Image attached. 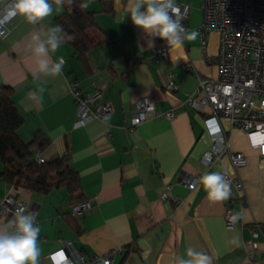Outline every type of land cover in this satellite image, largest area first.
Instances as JSON below:
<instances>
[{"label":"crops","instance_id":"crops-1","mask_svg":"<svg viewBox=\"0 0 264 264\" xmlns=\"http://www.w3.org/2000/svg\"><path fill=\"white\" fill-rule=\"evenodd\" d=\"M9 1L0 0V5ZM175 1L181 5L175 16L199 37L185 41L181 49H169L164 61H155L163 40L145 34L130 19L118 23L128 0H90L87 10L107 39L83 57L66 40L50 54L53 62L64 61L57 76L38 73L28 48L33 33L56 26L63 7L54 0V12L44 21L29 24L19 16L11 18L8 34L0 36V89L11 90L22 118L18 137L28 143L39 130L48 137L44 150H34L35 158L49 159L67 149L70 167L79 177L76 194L93 202L87 213L74 217L71 202L77 198L66 187L42 194L0 179V203L13 192L35 214L41 229L39 264H51L47 255L58 248L67 252L69 243L90 259L87 264H102L96 257L104 255L112 264H174L189 247L205 251L213 264H264V156L226 117H219L228 151L209 167L201 162L211 146L207 112L182 104V99L195 89L198 77L218 76L219 36L215 31L200 35L203 0ZM73 79L85 91L100 90L112 112L75 125L77 110L68 85ZM169 79L178 85L176 91L166 89ZM140 96H148L160 110L174 107L175 116L153 117L131 130L132 106ZM229 151L243 153L245 163L234 167ZM222 169L242 182V189L223 202L209 201L199 183L191 190L181 181ZM162 192L169 199H162ZM226 206L241 214L231 227L224 221ZM12 216L0 217V226ZM252 248L250 262L246 252Z\"/></svg>","mask_w":264,"mask_h":264},{"label":"built area","instance_id":"built-area-1","mask_svg":"<svg viewBox=\"0 0 264 264\" xmlns=\"http://www.w3.org/2000/svg\"><path fill=\"white\" fill-rule=\"evenodd\" d=\"M10 3L0 5V36L9 32L11 19H4V9ZM180 13L181 5L175 1ZM201 9L203 21L199 27L200 35L205 37L208 31H215L219 36L216 64L218 76L216 78H197V85L191 92L185 93L182 104L190 106L199 112H207L204 122L211 137V146L201 157V162L209 167L219 155L228 151L225 132L218 123L219 117H226L230 125L242 131L251 148L264 156V0H203ZM187 16V11L182 12ZM204 41V40H203ZM204 43V42H203ZM166 42L160 43L156 49L155 61L168 58ZM138 60V55H134ZM59 61V59H58ZM69 91L77 110L75 125H84L91 119H100L112 112V105L103 99L98 89L85 91L77 80H69ZM166 89L176 91L178 85L172 80L166 83ZM132 117L129 124L131 130L145 120L153 117L172 119L176 109L160 110L148 96L138 97L132 106ZM208 109L209 111H207ZM230 161L234 167L243 165L246 156L241 152L229 151ZM43 157H37L38 163L44 162ZM230 185L231 193L242 189V182L235 176L229 175L224 169L219 171ZM201 173H195L181 181L189 189L197 187ZM168 188L171 184L167 185ZM162 199H169L165 192ZM18 207L27 209L22 200H18L13 192H8L0 203V217L8 219ZM93 208L91 198L73 199L71 215L83 216ZM234 214L231 206H226L224 221L231 227L230 217ZM252 233H256L252 229ZM66 252L63 248L55 249L47 256L51 264H87L90 259L85 258L69 243ZM254 246V245H253ZM253 248L246 252V259L254 258ZM102 264H112L108 255L99 256Z\"/></svg>","mask_w":264,"mask_h":264},{"label":"clouds","instance_id":"clouds-1","mask_svg":"<svg viewBox=\"0 0 264 264\" xmlns=\"http://www.w3.org/2000/svg\"><path fill=\"white\" fill-rule=\"evenodd\" d=\"M65 0H54L57 7H62ZM69 3L72 0H68ZM90 0L79 5L81 10L88 9ZM4 19L17 16L29 24H38L54 12L50 0H10L3 10ZM175 0H128V8L118 23L130 19L132 24L151 37H158L166 42L169 49H181L185 41L197 40V30L186 29L181 19L175 16ZM66 39H72L59 25L46 32H36L30 37L28 48L35 61L37 72L57 76L61 74L63 58L58 62L51 60V53L57 52ZM261 107H264L262 102ZM198 183L207 194V199L214 203L230 198L231 189L220 172H205ZM232 223L241 219L236 213L230 217ZM35 214L24 207L15 209L11 219L0 226V264H39L40 227L36 224ZM174 264H213L212 257L205 251L189 247L184 255L177 256Z\"/></svg>","mask_w":264,"mask_h":264},{"label":"trees","instance_id":"trees-1","mask_svg":"<svg viewBox=\"0 0 264 264\" xmlns=\"http://www.w3.org/2000/svg\"><path fill=\"white\" fill-rule=\"evenodd\" d=\"M83 2L72 0L69 3L65 0L63 11L54 19L55 25L61 26L72 37L71 44L79 57L107 39L97 26L93 13L80 9L79 5ZM21 122L22 118L11 99V90L3 86L0 89V179L42 194L64 186L73 198H81L76 194L79 177L70 167L67 149L63 154L38 163L34 150H44L49 139L39 130L30 142H22L17 135Z\"/></svg>","mask_w":264,"mask_h":264}]
</instances>
